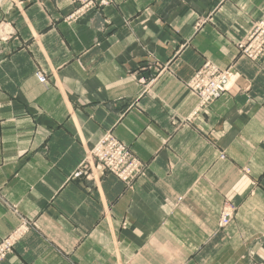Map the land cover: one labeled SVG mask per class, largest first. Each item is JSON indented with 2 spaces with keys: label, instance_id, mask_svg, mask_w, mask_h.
Wrapping results in <instances>:
<instances>
[{
  "label": "crops",
  "instance_id": "1",
  "mask_svg": "<svg viewBox=\"0 0 264 264\" xmlns=\"http://www.w3.org/2000/svg\"><path fill=\"white\" fill-rule=\"evenodd\" d=\"M73 9L0 0V240L34 223L0 264H264V55L237 49L264 0ZM205 60L236 82L193 116ZM108 132L144 164L130 187L79 168Z\"/></svg>",
  "mask_w": 264,
  "mask_h": 264
},
{
  "label": "built area",
  "instance_id": "2",
  "mask_svg": "<svg viewBox=\"0 0 264 264\" xmlns=\"http://www.w3.org/2000/svg\"><path fill=\"white\" fill-rule=\"evenodd\" d=\"M73 5V11L67 19L84 15L92 9L108 6L112 0H69ZM11 33L0 32L3 39ZM241 57L256 61L264 55V14L256 21L244 39L237 44ZM35 77L40 83H46L47 79L40 70L35 72ZM236 82V72L233 67L220 69L211 61L205 60L196 69L191 78L186 82L188 91L197 99V107L193 116L200 110L208 107L210 103L227 92ZM93 166V168H90ZM79 168L88 169L87 177L100 179L106 172L111 173L122 181L127 187L132 186L135 180L144 173L145 167L142 161L133 153L131 148L120 141L111 132L106 133L88 151L80 163ZM182 198H178L181 200ZM234 207L225 203L219 214L218 226L225 228L233 218ZM34 223L28 218H21L5 237L0 240V261L12 253L15 244L32 228Z\"/></svg>",
  "mask_w": 264,
  "mask_h": 264
},
{
  "label": "rangeland",
  "instance_id": "3",
  "mask_svg": "<svg viewBox=\"0 0 264 264\" xmlns=\"http://www.w3.org/2000/svg\"><path fill=\"white\" fill-rule=\"evenodd\" d=\"M219 68H220V67H219ZM226 68H227V67H226ZM220 69H224V68H220ZM220 97H221V96H220ZM220 97H219V98H220ZM216 100H217V99H216ZM210 104H211V103H210ZM115 137H116V136H115ZM116 138H117V137H116ZM120 141H121V140H120ZM126 145H127V144H126Z\"/></svg>",
  "mask_w": 264,
  "mask_h": 264
}]
</instances>
